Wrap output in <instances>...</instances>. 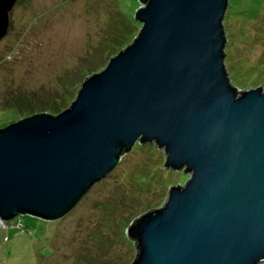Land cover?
I'll return each mask as SVG.
<instances>
[{
    "label": "water",
    "instance_id": "1",
    "mask_svg": "<svg viewBox=\"0 0 264 264\" xmlns=\"http://www.w3.org/2000/svg\"><path fill=\"white\" fill-rule=\"evenodd\" d=\"M130 45L58 115L0 129V222H53L130 153L189 179L127 230L133 264H264V92L225 67L229 0H137ZM17 0H0V42Z\"/></svg>",
    "mask_w": 264,
    "mask_h": 264
},
{
    "label": "rangeland",
    "instance_id": "2",
    "mask_svg": "<svg viewBox=\"0 0 264 264\" xmlns=\"http://www.w3.org/2000/svg\"><path fill=\"white\" fill-rule=\"evenodd\" d=\"M138 8L137 0H17L0 42V127L69 108L83 81L137 36ZM223 27L230 82L264 92V0H229ZM165 158L136 143L61 219L0 222V264H133L128 228L189 179L165 169Z\"/></svg>",
    "mask_w": 264,
    "mask_h": 264
},
{
    "label": "trees",
    "instance_id": "3",
    "mask_svg": "<svg viewBox=\"0 0 264 264\" xmlns=\"http://www.w3.org/2000/svg\"><path fill=\"white\" fill-rule=\"evenodd\" d=\"M9 29H10V25H9ZM9 29H8V31H9ZM50 113L49 114H52V115H54V113H52L53 112V110H50L49 111ZM37 114H40V113H37ZM32 115H35V114H32ZM28 118V117H27ZM24 119V118H23ZM1 128V127H0Z\"/></svg>",
    "mask_w": 264,
    "mask_h": 264
},
{
    "label": "clouds",
    "instance_id": "4",
    "mask_svg": "<svg viewBox=\"0 0 264 264\" xmlns=\"http://www.w3.org/2000/svg\"><path fill=\"white\" fill-rule=\"evenodd\" d=\"M4 40V39H3ZM7 126V125H6ZM1 129V128H0Z\"/></svg>",
    "mask_w": 264,
    "mask_h": 264
}]
</instances>
